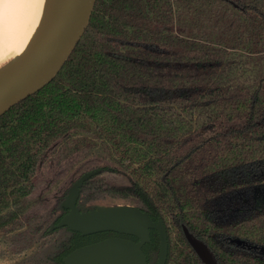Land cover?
<instances>
[{
  "label": "trees",
  "instance_id": "16d2710c",
  "mask_svg": "<svg viewBox=\"0 0 264 264\" xmlns=\"http://www.w3.org/2000/svg\"><path fill=\"white\" fill-rule=\"evenodd\" d=\"M68 170L49 207L34 196L46 168ZM107 194L145 212L143 264H264V200L218 220L216 201L264 184V0H96L89 24L43 87L0 114V241L36 244L17 264H67L138 229L81 230L61 204ZM81 212V209L78 210Z\"/></svg>",
  "mask_w": 264,
  "mask_h": 264
},
{
  "label": "water",
  "instance_id": "95a60500",
  "mask_svg": "<svg viewBox=\"0 0 264 264\" xmlns=\"http://www.w3.org/2000/svg\"><path fill=\"white\" fill-rule=\"evenodd\" d=\"M95 3L96 0H75L64 25L36 60L16 78L0 85V114L43 87L55 76L85 32ZM68 222L72 227L81 230L138 229L143 237L138 243L120 237L106 238L74 252L67 257V264H136L140 257V247L149 237L147 214L136 207L114 206L81 212ZM184 232L206 264H218L205 241L196 237L186 226ZM167 254L168 241L164 233L158 264L166 263Z\"/></svg>",
  "mask_w": 264,
  "mask_h": 264
},
{
  "label": "bare ground",
  "instance_id": "6f19581e",
  "mask_svg": "<svg viewBox=\"0 0 264 264\" xmlns=\"http://www.w3.org/2000/svg\"><path fill=\"white\" fill-rule=\"evenodd\" d=\"M74 1L0 0V61L16 55L0 68V85L36 60L64 25Z\"/></svg>",
  "mask_w": 264,
  "mask_h": 264
},
{
  "label": "rangeland",
  "instance_id": "374dc122",
  "mask_svg": "<svg viewBox=\"0 0 264 264\" xmlns=\"http://www.w3.org/2000/svg\"><path fill=\"white\" fill-rule=\"evenodd\" d=\"M16 59V55H10L4 60L0 61V68L10 61ZM9 60V61H8ZM49 165L44 171V176L37 185L33 195L41 196L43 201L47 203V206L52 207L58 203V199L61 196L60 187L65 184L68 177V170L62 175L56 176L60 173V167H53ZM60 168V169H59ZM78 190V184H74L68 193V196H62L60 198L61 204H70L72 206V212L65 216V221H71L73 216L91 210L106 209L114 206H130L136 207L133 204L126 202L122 197H116L113 195H106L102 198L94 199L90 202H81L78 206H75V197ZM264 200V184L256 185L254 187H249L236 191L230 195L223 196L216 201V206L213 209L214 216L218 220L228 219L231 217L244 214L251 209H254L262 204ZM138 208V207H136ZM81 209V212L78 210ZM147 221V219H146ZM236 243L246 246L253 251L264 253V246H252V244L247 243L242 240H235ZM36 244L28 248L18 249L15 246H9L6 241H0V264H17L24 257L29 255ZM136 264H143L142 257L137 259Z\"/></svg>",
  "mask_w": 264,
  "mask_h": 264
}]
</instances>
